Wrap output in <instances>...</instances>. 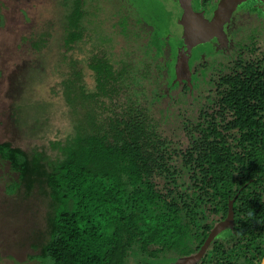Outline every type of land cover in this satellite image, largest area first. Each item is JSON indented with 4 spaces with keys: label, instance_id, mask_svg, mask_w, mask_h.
<instances>
[{
    "label": "trees",
    "instance_id": "trees-1",
    "mask_svg": "<svg viewBox=\"0 0 264 264\" xmlns=\"http://www.w3.org/2000/svg\"><path fill=\"white\" fill-rule=\"evenodd\" d=\"M87 14L85 0L72 1L64 25L72 51L93 40ZM103 47L89 55L95 84L88 92L76 59L65 60L68 101L74 108L87 102L88 110L75 132L55 143L57 157L0 141V159L16 174L8 193L30 197L39 190L48 200L49 237L31 258L38 264H173L199 252L236 196L233 220L193 264H261L263 67L217 73L214 93L190 107L181 98L180 143L163 134L146 107L137 73L143 70L132 61L117 65Z\"/></svg>",
    "mask_w": 264,
    "mask_h": 264
},
{
    "label": "rangeland",
    "instance_id": "rangeland-1",
    "mask_svg": "<svg viewBox=\"0 0 264 264\" xmlns=\"http://www.w3.org/2000/svg\"><path fill=\"white\" fill-rule=\"evenodd\" d=\"M72 1L0 0V141L45 151L52 159L59 155L55 143L75 132L82 110H88L87 102L74 108L68 101L65 60L70 54L82 71L86 92L95 84L88 66L91 50L108 46L117 65L132 61L131 66L143 70L137 73L146 107L163 134L180 143L186 120L185 107L177 101L181 90L189 103L199 96L203 102L220 60L237 55L246 63L264 55V0L208 1L211 11L202 16L205 37L192 44L181 38L178 20L184 5L199 6V0H85V23L93 40L80 42L74 51L65 45L64 29ZM164 50H170L165 63ZM200 62L207 65L193 74ZM206 74L209 81L203 82ZM13 177L9 163L0 159V264H38L31 257L49 237L48 200L39 190L30 197L8 193Z\"/></svg>",
    "mask_w": 264,
    "mask_h": 264
},
{
    "label": "water",
    "instance_id": "water-1",
    "mask_svg": "<svg viewBox=\"0 0 264 264\" xmlns=\"http://www.w3.org/2000/svg\"><path fill=\"white\" fill-rule=\"evenodd\" d=\"M183 10V14L180 17L178 23L183 27L184 36L191 41L190 44L202 40L205 37L204 22L201 19L204 11L202 13L195 12L191 3H187L186 5H184ZM235 199L236 196L229 202L228 216L213 228L199 252L193 256L179 260L177 264H193L202 258L212 240L233 220L235 215ZM262 264H264V259L262 261Z\"/></svg>",
    "mask_w": 264,
    "mask_h": 264
},
{
    "label": "flooded vegetation",
    "instance_id": "flooded-vegetation-1",
    "mask_svg": "<svg viewBox=\"0 0 264 264\" xmlns=\"http://www.w3.org/2000/svg\"><path fill=\"white\" fill-rule=\"evenodd\" d=\"M208 1H210V0H199V3H200V5L199 6H196V5H192L193 6V9H194V11L195 12H197V13H202L203 11V14L204 15H207V13H209V11H211V10H209V6L208 7H206L207 6V4H208ZM230 1H232V0H230ZM227 2H229V0H227ZM254 2H255V4H256V0H254ZM232 3V2H231ZM230 3V4H231ZM230 4L228 3L226 6L228 7V6H230ZM225 6V7H226ZM224 10H225V8H224ZM224 10L222 11V13L224 12ZM246 10H247V12H249L250 11V9L249 8H247V6H246ZM182 14H183V12H181V16H182ZM180 16V17H181ZM180 19V18H179ZM201 19H203V17L201 18ZM179 21V20H178ZM204 22V21H203ZM179 24V23H178ZM207 25H214L213 23H210V24H207ZM179 26H180V36H181V38H184L185 36H184V32H183V27L179 24ZM204 27H205V22H204ZM206 34V33H205ZM186 38V37H185ZM170 51V50H169ZM169 51H165L164 50V52H162V58H161V62H164L165 63V61L168 59V57L170 56L169 55ZM207 64H205V65H203V62H200V64H199V66H195L194 67V69L192 70V73L193 74H198L197 73V70H198V67H199V69H200V67H202V66H206ZM216 66H219L218 68H216L215 69V71L213 72V75H217V73H220V74H224V73H226V71H233V72H242V71H244V70H246V69H248V70H251L252 68H250V67H263V69H264V55H263V57L262 58H258V59H255L254 61H248V62H246V63H243V62H241L239 59H238V56L237 55H235V57L233 58V59H231V60H220L219 62H218V64L216 65ZM208 72V71H207ZM206 72V73H207ZM205 77H207V74L205 75ZM204 81H209V77H207V78H205L204 80H203V82ZM213 89L215 90L216 88L213 86L211 89H210V93H214V91H213ZM139 93V92H138ZM163 93V92H162ZM163 95V94H162ZM186 95V96H185ZM181 98H184L185 100H187V105L189 106V105H191V104H193V103H189V101H188V96H187V93H186V90L184 89H182L181 90V97L179 98V99H177V101H179V102H181L180 100H181ZM196 99H197V101L198 100H202V98L199 96V97H196ZM176 101V102H177ZM228 216V215H227ZM213 230V229H212ZM211 230V231H212ZM223 231H221L220 233H218L217 234V236H219L221 233H222ZM211 233V232H210ZM216 236V237H217ZM215 237V238H216ZM214 238V239H215ZM213 239V240H214ZM212 240V241H213ZM204 245V244H203ZM207 251V250H206ZM206 253V252H205ZM205 253H204V255H205ZM203 255V256H204ZM202 256V257H203ZM263 259H264V257H263ZM263 259H262V261H263ZM179 261V259H176V260H173L172 261V263L173 264H177V262ZM262 261H261V264H262Z\"/></svg>",
    "mask_w": 264,
    "mask_h": 264
}]
</instances>
